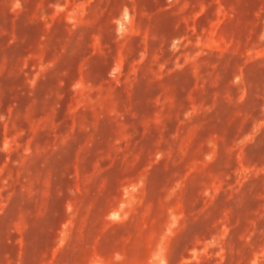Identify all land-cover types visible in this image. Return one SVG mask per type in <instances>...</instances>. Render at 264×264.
<instances>
[{"label":"rangeland","instance_id":"obj_1","mask_svg":"<svg viewBox=\"0 0 264 264\" xmlns=\"http://www.w3.org/2000/svg\"><path fill=\"white\" fill-rule=\"evenodd\" d=\"M0 264H264V0H0Z\"/></svg>","mask_w":264,"mask_h":264}]
</instances>
